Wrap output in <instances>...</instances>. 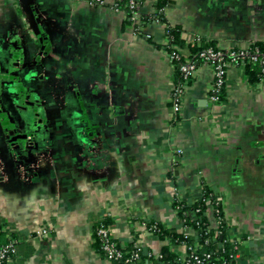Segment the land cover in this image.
I'll list each match as a JSON object with an SVG mask.
<instances>
[{
    "label": "crops",
    "instance_id": "crops-1",
    "mask_svg": "<svg viewBox=\"0 0 264 264\" xmlns=\"http://www.w3.org/2000/svg\"><path fill=\"white\" fill-rule=\"evenodd\" d=\"M157 1L143 0L141 15ZM163 15L189 43H264V0H167ZM165 43V24L139 34L108 7L0 0L5 264H115L95 248L105 221L120 248L157 255L169 242L152 226L196 236L184 219L194 212L180 216L177 204L200 201L204 188L221 204L237 262L264 264V81L251 85L230 65L214 104V70L202 64L174 113ZM207 217L215 230L211 206ZM169 250L187 257L182 244Z\"/></svg>",
    "mask_w": 264,
    "mask_h": 264
},
{
    "label": "trees",
    "instance_id": "trees-1",
    "mask_svg": "<svg viewBox=\"0 0 264 264\" xmlns=\"http://www.w3.org/2000/svg\"><path fill=\"white\" fill-rule=\"evenodd\" d=\"M166 4L167 0H158L154 8V13L149 17H142L141 22L145 25L154 20L165 24L166 43L163 45V48L169 57H172L174 53L178 55V58L171 60L173 65L172 94H175L174 92L177 89H182L183 86H189L192 81V77L186 81L184 80L179 70L180 66L188 62L196 63L197 67L202 65L203 60L199 58V54L209 47L216 50L217 47L214 41L200 40L199 42L193 43L186 42L182 38L181 28L179 26H171L165 20L163 9ZM127 21L129 22L128 16ZM234 51L239 52L240 49H235ZM239 65L244 68L249 84L255 85L264 81V43L255 42L249 45L245 50L243 59L239 60ZM211 94L212 92H210ZM217 96L219 101L224 99V86L219 89ZM177 206L180 216H183V213L188 210L194 212L193 220L189 217H185L184 219L185 225L193 229L196 232V236H185L175 230H166L158 225L155 235L160 241L167 240L169 242L168 246H164L157 255L147 256L139 253V257L134 261V264H239L235 258L237 253L236 247L230 243L225 235L226 224L221 210V204L209 189L204 188L201 200L188 208L184 204H177ZM209 206L212 207L214 212L217 225L215 230L210 227L207 217V209ZM103 224L105 226L109 225L107 221L103 222ZM99 225L95 227V231ZM95 231V248L102 254L100 242ZM9 243L6 234L1 231L0 227V248ZM174 244H182L186 247L187 257L184 260H180L178 255L169 250V245ZM195 247V251H192ZM133 249V247L123 249L125 257H128ZM191 256L197 257L200 262L197 263L194 259L190 258ZM114 263L124 264L123 261Z\"/></svg>",
    "mask_w": 264,
    "mask_h": 264
},
{
    "label": "built area",
    "instance_id": "built-area-1",
    "mask_svg": "<svg viewBox=\"0 0 264 264\" xmlns=\"http://www.w3.org/2000/svg\"><path fill=\"white\" fill-rule=\"evenodd\" d=\"M80 1L85 2L88 6L91 7H108L116 13H122L126 19L128 16V20L133 26L134 31L139 34L142 33L143 27L145 26L141 22L143 16L140 13V7L143 0ZM145 38H149V35H145ZM245 50L246 49H240L239 52H236L234 50H216L209 47L199 54V58L203 60V64L211 66L214 70V78L210 88V92H212V94L210 95V101L212 103L217 104L219 101L217 93L219 89L224 86L227 67L230 65H239V60L243 59ZM173 58H178V55L174 53L172 57H169L170 61ZM253 59L255 60V58ZM196 69V63L193 62L183 64L179 68L185 81L194 75ZM185 87L186 86H183L182 89H177L174 92L175 94H172L171 101L174 113H177L180 110ZM151 229H156V227L152 226ZM95 234L99 239L101 252L107 261L113 263L123 261L124 264H134V261L138 259L140 249L137 246H134V249L130 252L129 256L125 257L123 249L118 246V244L113 239L109 228L103 223L98 226ZM12 249L13 246L10 243L0 248V264H3L8 259V256L11 253ZM195 249L196 247L192 249V251H195ZM190 258L194 259L197 263L200 262L197 257L191 256Z\"/></svg>",
    "mask_w": 264,
    "mask_h": 264
},
{
    "label": "flooded vegetation",
    "instance_id": "flooded-vegetation-1",
    "mask_svg": "<svg viewBox=\"0 0 264 264\" xmlns=\"http://www.w3.org/2000/svg\"><path fill=\"white\" fill-rule=\"evenodd\" d=\"M29 105H31V107H33V108H36L35 106H34V104H32V103H29ZM37 109V108H36ZM34 111V110H33ZM33 115H34V117H39L40 116V112L38 111V109L37 110H35L34 112H33ZM32 115V116H33ZM38 121H41V118L39 119H37Z\"/></svg>",
    "mask_w": 264,
    "mask_h": 264
},
{
    "label": "rangeland",
    "instance_id": "rangeland-1",
    "mask_svg": "<svg viewBox=\"0 0 264 264\" xmlns=\"http://www.w3.org/2000/svg\"><path fill=\"white\" fill-rule=\"evenodd\" d=\"M228 51V50H227Z\"/></svg>",
    "mask_w": 264,
    "mask_h": 264
}]
</instances>
